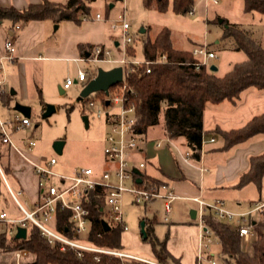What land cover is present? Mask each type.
Returning <instances> with one entry per match:
<instances>
[{"label": "trees", "instance_id": "16d2710c", "mask_svg": "<svg viewBox=\"0 0 264 264\" xmlns=\"http://www.w3.org/2000/svg\"><path fill=\"white\" fill-rule=\"evenodd\" d=\"M92 1L66 0L64 3H59L41 0L39 3H30L23 9L0 6V21L26 23L31 20L49 19L54 23L70 20L80 24L82 20L90 18L89 4ZM171 2L173 11L183 14L189 12L194 5V0H171ZM143 4L145 7L164 10L167 0H143ZM243 6L246 12L257 11L264 14V0H243ZM216 22L221 27L217 48L245 53L244 60L233 64L222 75L210 70V66L196 69L191 63L194 60L191 50L174 48L170 30L166 27L161 28L154 37H146L143 40V58L155 59L161 53H165L167 61L152 64L149 73L144 71V66L124 67L127 95L129 101L135 105V131L145 135L149 127L160 125L168 139L182 138L195 159H198L200 154L205 104L219 103L226 99L237 101L240 94L250 87L264 90V46L257 28L229 22L225 18ZM94 46L78 44L83 55L86 52L90 53ZM127 53L131 57L134 56V48L128 46ZM95 73L96 70L89 72L85 82ZM36 88L40 98V88ZM101 94L97 92V96ZM0 100L3 102L8 100L7 94L3 91H0ZM44 108L45 106L42 110ZM216 131L223 139L224 146L228 148L254 135L264 134V111L253 115L240 127L228 130L216 129ZM263 175L264 151L250 156L249 166L239 174L235 186L241 188L253 183L260 190ZM139 178L141 179V176ZM145 180L146 187L161 184L158 179L146 177ZM143 181L142 178L140 182L135 181V183L140 185ZM83 203L90 211L91 226L81 238L98 246L120 249L122 228L119 223H111L102 211L104 190L98 187L88 191ZM69 214L67 209H58L55 214V228L64 235L73 237ZM204 216L207 226L218 242L219 252L222 255L220 259L224 264H264V213L253 219L254 237L247 250L241 246L242 237L229 223L217 219L210 210ZM102 220L108 221L107 230L103 228ZM145 225L146 235L143 240L149 241L155 261L161 264H181L166 249L168 234L163 239H158L153 227L149 224ZM0 249L4 251L25 249L33 254L31 260L22 264H125L118 257L108 254L85 251L78 256L72 248L60 249L58 243H48L35 226H32L24 237H14L11 240H7L1 232ZM95 255L98 257L95 258Z\"/></svg>", "mask_w": 264, "mask_h": 264}, {"label": "rangeland", "instance_id": "374dc122", "mask_svg": "<svg viewBox=\"0 0 264 264\" xmlns=\"http://www.w3.org/2000/svg\"><path fill=\"white\" fill-rule=\"evenodd\" d=\"M89 7L91 17L88 21H97L93 17L95 13L101 15L99 20L104 23L106 35L104 46L111 50L113 56L116 55L113 43L114 40L120 41L121 29H112L111 24L122 18L129 23V34L134 36L129 46L134 48L136 59L143 57V40L146 37H154L161 28L166 27L170 30L171 43L176 48L191 49L203 43L207 44L216 53V57L211 59L209 64H214L217 67L216 74L222 75L233 64L245 59L243 51L217 48L216 43L221 34V27L216 21L223 18L229 22L257 28L264 46V14L257 11L246 12L243 0H217L216 2L213 0H194L193 14L174 12L171 0H167L164 10L145 7L143 0H93L90 2ZM74 25L80 28L84 26V24L75 23ZM71 27L64 28L62 26L59 29H54V25H52L46 40L50 42L55 38L57 40H69L75 34ZM25 65L28 82L27 93L24 97L20 93L12 94L10 102L11 106L20 103L30 107V125L23 129L11 128L7 130L9 141L11 140L19 152L29 153L38 158L42 166L46 159L54 157L57 163L51 167L52 174L50 175V182L53 184H58L60 181L58 175H71L76 167L90 166L95 169L103 167L106 164L103 154L104 136L107 132L106 123L103 118L96 117L93 110L87 107V100L80 98L82 81L72 83L65 90L62 84L67 77L74 79L78 69L93 72L99 67L107 69L111 68L112 65L106 62L72 60L66 57L65 53H62L60 57L47 58L42 61L25 60ZM36 85L41 88V98H39ZM60 88L63 89L62 92ZM248 95L243 104H239V101L242 100L244 95L239 96L237 111L245 112V105L254 102L256 97L251 94ZM87 97L95 99L97 92H93ZM46 104H53L55 110L47 117H42V107ZM97 105L99 104L97 103ZM211 114V111H206L207 126L213 122ZM19 115L23 116L22 114ZM83 115L88 117L87 127H85L82 119ZM146 136L158 137L162 142V147L169 141L165 138L159 125L149 127ZM26 138L35 141V145L30 150L23 144ZM56 140L64 141L60 154L55 152L52 146ZM178 141H172V143L181 147ZM136 157L140 162L143 161L144 168L141 169L142 171L146 170L151 173L154 170L155 159L148 160L144 157ZM142 178L144 179L143 183L140 185L135 183L136 187H146V177L141 176ZM7 179L10 181L9 176ZM123 184L124 191L121 196L120 208L126 229L122 230L121 242L127 249L124 246H122V249L143 257H149V241L141 238L140 223L152 219H155L153 223L154 234L159 239L168 234V244L172 251H180L190 246L191 235L195 230L194 227H198V224L189 223L191 220L189 211L196 209L197 203L189 206L185 199L179 196L172 200L171 210L166 213L160 197L136 203L131 191L132 180L126 179ZM175 185H177L175 181H169L170 188ZM238 191L240 196L238 194L237 196L246 200L242 202L240 209L251 208L252 205L248 204L249 199H257L259 196V190L254 184H247L239 188ZM162 192L163 190L160 191V193ZM228 192L231 197L227 201L226 207L235 211L234 196L238 192L236 190ZM2 210H4L7 217L17 218L20 216V212L7 193L5 186L0 183V212ZM195 221L197 222V218ZM4 230L5 228H1V232H4L7 238H10L12 234L5 233ZM250 243L251 240L242 239L241 246L247 250L250 248ZM211 250L216 254V258L221 261L222 255L219 252L217 241H214L211 245Z\"/></svg>", "mask_w": 264, "mask_h": 264}, {"label": "crops", "instance_id": "0c3cea01", "mask_svg": "<svg viewBox=\"0 0 264 264\" xmlns=\"http://www.w3.org/2000/svg\"><path fill=\"white\" fill-rule=\"evenodd\" d=\"M40 1L41 0H0V6H13L17 9H23L30 3H39ZM49 1L64 3L66 0ZM88 19L81 21L80 25L84 24L82 28L74 25V22L70 20L60 21L58 23H54L49 19L31 20L26 23H12L9 20L0 21V55L4 53V43L7 39H11L14 44V58L11 61L5 62V82L2 86V90H0L8 96V100L6 102L0 100V136L2 131L7 132V130H10L11 128L18 129L13 122V118L15 115H19L21 113L13 109L10 99L12 94L20 93V95L24 97L27 93L28 82L25 60L31 59L42 61L47 58L60 57L62 56V53H65L66 57L72 60L80 61L82 57L88 56L89 52H86L84 55L81 54V49H79L78 44L105 45L106 35L104 23L99 19H97V21H88ZM52 25H54V29H59L62 26L64 28L74 26L71 28L75 34H73L74 36L69 40H57L55 38L51 42L47 41L46 37H48ZM116 42H118V40H114L113 46L114 51L117 53L118 48L117 45H115ZM131 58L135 57L132 56ZM74 78H76V76ZM83 85L84 82L82 81V86ZM36 87L38 86L36 85ZM60 91H63V89L60 88ZM242 94L244 95L242 100H240V98L237 101L226 99L219 103L205 104L202 115L204 130L203 138L205 139V143L202 148H200L198 159H195L192 155H190L189 160L185 159L184 151L188 148L184 144V140L182 138L176 139L179 140V146H181L178 147L176 144L172 143V141L176 140L168 139L164 135L165 138H167V141H169L162 147V142L158 137H147L146 134L143 135V140L140 143L139 148L130 156L133 165V172L135 169L139 172V175L134 172V181H136L139 176L158 179L160 183H165L168 188L177 195L176 198L179 196L183 197L189 206H193V204L197 203L194 200V197H200L206 203H212L217 199H221L225 202L226 206L227 201H229V198L231 197V194L228 191L231 192L236 190L238 193L234 196V210L236 212L246 211L247 209H240L242 202L246 200L239 197V188L235 186V183L239 174L247 170L250 156L264 151V134L254 135L249 139L228 148L224 146L223 139L216 131V129L228 130L240 127L253 115L264 111V90H258L255 87H250L244 90L240 95ZM248 94L256 97L254 102H250L245 105V112L237 111L239 104H243L247 100L249 96ZM238 101L240 102L239 104L237 103ZM206 111L212 112L211 118L213 119V122L209 126L206 125ZM25 117L29 118V116ZM29 125L30 123L19 128H27ZM210 139L213 140L211 141ZM29 140L31 139L26 138L23 141V144L25 145V142ZM158 141L161 143L159 146L156 145V142ZM136 156L144 157V159L148 160L155 159L156 165L153 168L154 170L150 173L146 170H141L144 166L138 168L137 165L140 161ZM39 162L38 158L30 155L29 153L19 152L11 140L9 143H3L0 140V183L5 186L8 194V186L13 191L21 190V199L25 201L29 207H32L38 199V177L33 169L35 165L39 164ZM107 166L109 165L106 163L100 169H93H95L96 172H99ZM7 175L10 177L11 183L7 179ZM171 180L177 183V185L174 186L175 188H170L169 181ZM237 194L239 196H237ZM257 200L264 201V175L262 176L258 198L252 200L249 199L248 204L252 205V203ZM194 210L196 211V209ZM2 211L4 212V210ZM190 211L189 217L191 220L189 223L196 225V216L192 218ZM255 218L258 217L256 216ZM149 221L150 220L144 221V229L146 226L145 224H149L153 227L155 219H152V222ZM0 226L1 233V228H5V225L0 223ZM194 229L195 230L190 238V246H188V248L185 247L180 251H172L169 248V236H167L166 249L171 255L177 258L181 264H196L199 227H194ZM4 231L6 233V229ZM15 234L16 233L12 234L10 238H7L6 235H4L7 240H11L15 237ZM140 236L143 239L141 232ZM121 245L125 247L122 242ZM14 253L15 251L13 250L4 251L0 249V264H14ZM149 255L150 256L147 258L153 257L150 244ZM32 258L33 254L26 251L23 262L31 260ZM151 259H154V257Z\"/></svg>", "mask_w": 264, "mask_h": 264}, {"label": "built area", "instance_id": "2783aa9c", "mask_svg": "<svg viewBox=\"0 0 264 264\" xmlns=\"http://www.w3.org/2000/svg\"><path fill=\"white\" fill-rule=\"evenodd\" d=\"M216 2L217 0H213ZM193 14V10H189ZM95 19H100L101 15L96 13ZM112 29H121V39L118 41V52L116 55L111 54V50L102 45H95L88 56L82 57L80 60L106 62L113 66H122V81L109 87L108 93L101 92V96L95 99L89 98L86 101L87 107L91 108L98 118H103L107 132L104 136L103 154L106 163L109 165L99 172L92 167H76L71 175H58L60 181L58 184L50 182L52 174L51 167L55 165L56 159L50 157L46 159L44 165L40 163L34 166V172L38 177L39 194L37 201L32 207H29L20 197L21 190L13 191L9 186L8 192L16 204L20 216L17 218L7 217L5 212H0V223L5 225L6 232L14 234L18 227H24L26 234L32 226L38 228L40 235L50 244L58 243L60 249L66 247L76 251L78 256L83 252H91L94 254H108L118 257L125 264H138L140 262L149 264H161L154 259L143 257L122 249H114L109 247L98 246L89 243L81 238V235L88 232L91 226L90 211L84 205L86 193L98 187L104 190V206L102 211L111 223H119L122 230L126 229V224L122 217L120 208L121 196L124 191V181L131 179L133 182L132 193L134 201H148L150 199L160 197L163 201V207L166 212L171 208V202L177 195L168 188L165 183L157 186L138 188L135 184V174L131 161V154L137 150L143 140V135L135 131V105L129 101L127 95V86L124 83V67L144 66L146 73L150 72L151 65L154 63L167 61L165 53H161L155 59H136L129 57L127 48L134 39V36L128 32L129 23L124 18L113 22ZM14 44L11 39H7L4 43V53L0 55V90L5 82V62L13 60ZM194 60L191 62L198 69L201 66L209 67L210 60L216 57V53L211 50L207 44L203 43L191 49ZM188 63V62H187ZM89 72L78 69L76 78L67 77L62 84L64 90L72 83L83 81L86 83ZM130 91V90H129ZM106 101L108 103L106 104ZM97 103L99 105H97ZM13 122L17 128L28 125L29 118L25 116L15 115ZM0 140L3 143H9V135L1 132ZM211 141L213 139H210ZM205 143L202 137L201 146ZM161 143L158 141L156 145ZM26 147L30 150L35 145L34 140L25 142ZM191 151H184L185 159L189 160ZM143 162H139L137 167H143ZM163 190L162 193L160 191ZM197 202L195 216L199 227L196 264H224L216 258V254L211 250V245L217 241L212 230L205 222V213L210 210L212 214L219 220L229 223L232 228L245 240H251L254 237L252 229L253 216L259 217L264 213V201L257 200L252 203L251 208L246 211L236 212L228 209L225 202L217 199L212 203H206L200 197H194ZM58 209L69 210V221L72 223L73 237H68L55 228V214ZM108 223V221H107ZM109 224V223H108ZM26 255L25 249L15 250L14 264H22ZM98 256L95 255V258Z\"/></svg>", "mask_w": 264, "mask_h": 264}, {"label": "water", "instance_id": "95a60500", "mask_svg": "<svg viewBox=\"0 0 264 264\" xmlns=\"http://www.w3.org/2000/svg\"><path fill=\"white\" fill-rule=\"evenodd\" d=\"M115 45H118V42H116ZM209 69L212 71H215L217 69V67L215 65H210ZM122 74H123V70H122V66H120V65L113 66V67L108 68V69H104L101 67L97 68L95 75L93 77H91L82 86L80 94H79L80 98H85L93 92H103V93L107 94L109 87H111V86L122 81ZM107 103H108V101H106V104ZM13 109L15 111L21 113L24 116L30 115V107H28L26 105H23L20 103H15L13 105ZM54 110H55V107L53 104H46L45 109L42 113V117H47ZM82 119L84 121L85 127H87L88 126L87 115H83ZM63 144H64L63 140L54 141L53 145H52L54 151L60 154L62 152ZM134 172L137 175H139L138 170L135 169ZM136 181L140 182L141 179L138 177L136 179ZM190 215L192 218L195 217V210L194 209H192L190 211ZM102 225H103V228L105 230H107L109 228V224L105 220H102ZM140 232H141L142 236L145 237L146 233H145V229H144V221H141V223H140ZM25 235H26V229L24 227H18L17 232L15 234V238L24 237Z\"/></svg>", "mask_w": 264, "mask_h": 264}]
</instances>
